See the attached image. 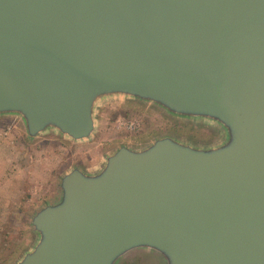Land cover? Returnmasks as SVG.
I'll return each instance as SVG.
<instances>
[{
    "label": "water",
    "instance_id": "water-1",
    "mask_svg": "<svg viewBox=\"0 0 264 264\" xmlns=\"http://www.w3.org/2000/svg\"><path fill=\"white\" fill-rule=\"evenodd\" d=\"M116 99L222 138L73 166L16 264H264V0H0V119L82 144Z\"/></svg>",
    "mask_w": 264,
    "mask_h": 264
},
{
    "label": "rangeland",
    "instance_id": "rangeland-1",
    "mask_svg": "<svg viewBox=\"0 0 264 264\" xmlns=\"http://www.w3.org/2000/svg\"><path fill=\"white\" fill-rule=\"evenodd\" d=\"M98 122L93 139L74 145L52 132L30 143L21 122L0 119V140H8L1 146L7 149L6 158H0V162H7L0 166V198L5 199H0V264H16L32 249L37 235L30 225L31 218L57 194L60 176L73 166L96 169L117 147H143L163 135L199 144H213L222 138V133L207 123L178 121L131 100H111L100 109ZM151 261L154 259L137 254L118 264Z\"/></svg>",
    "mask_w": 264,
    "mask_h": 264
},
{
    "label": "crops",
    "instance_id": "crops-1",
    "mask_svg": "<svg viewBox=\"0 0 264 264\" xmlns=\"http://www.w3.org/2000/svg\"><path fill=\"white\" fill-rule=\"evenodd\" d=\"M2 134H8V133H5V132H2ZM9 135V134H8ZM8 139V138H7ZM8 140H6V137H1V140H0V158L4 159L6 158V152H7V149L6 147L2 148V144L3 143H6ZM12 157V156H11ZM7 165V162H0V166L1 165H4L6 166ZM4 181V180H3ZM1 200H5L4 197H1L0 198Z\"/></svg>",
    "mask_w": 264,
    "mask_h": 264
},
{
    "label": "built area",
    "instance_id": "built-area-1",
    "mask_svg": "<svg viewBox=\"0 0 264 264\" xmlns=\"http://www.w3.org/2000/svg\"><path fill=\"white\" fill-rule=\"evenodd\" d=\"M5 133H7V132H5Z\"/></svg>",
    "mask_w": 264,
    "mask_h": 264
}]
</instances>
